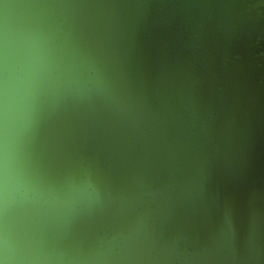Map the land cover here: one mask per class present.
I'll return each instance as SVG.
<instances>
[{"label":"water","instance_id":"95a60500","mask_svg":"<svg viewBox=\"0 0 264 264\" xmlns=\"http://www.w3.org/2000/svg\"><path fill=\"white\" fill-rule=\"evenodd\" d=\"M0 264H264V0H0Z\"/></svg>","mask_w":264,"mask_h":264}]
</instances>
